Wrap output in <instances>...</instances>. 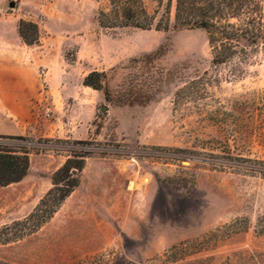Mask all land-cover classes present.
<instances>
[{"label": "rangeland", "instance_id": "obj_1", "mask_svg": "<svg viewBox=\"0 0 264 264\" xmlns=\"http://www.w3.org/2000/svg\"><path fill=\"white\" fill-rule=\"evenodd\" d=\"M144 1L150 28L118 23L108 0H0V77L6 57L23 65L44 45L74 93L69 110L54 109L47 89L64 84L41 66L37 121L0 133L27 136L31 151L27 175L0 185L11 238L0 264H264V45L214 63L204 28L174 26L175 0ZM170 1V26L157 28ZM21 19L37 23V42ZM93 70L102 89L83 82ZM77 154L78 185L34 228L52 201L27 217Z\"/></svg>", "mask_w": 264, "mask_h": 264}, {"label": "trees", "instance_id": "obj_2", "mask_svg": "<svg viewBox=\"0 0 264 264\" xmlns=\"http://www.w3.org/2000/svg\"><path fill=\"white\" fill-rule=\"evenodd\" d=\"M109 14L122 25H133L150 28L155 22V15L147 8L144 0H108ZM263 0H175L174 26L181 28H204L212 47L213 62L220 64L233 57L239 60L247 59L252 51L264 45V5ZM172 2L170 1L157 28H167L172 21ZM165 20V22H163ZM19 32L24 41L32 44L39 39L37 23L21 19ZM32 33V36L29 35ZM103 71L93 70L84 78V84L95 89H102ZM0 137L11 139L0 143V185H8L22 180L30 166L29 138L24 135L0 134ZM88 142H83V144ZM66 159L52 177L53 187L40 201V205L27 219L34 218L46 201H52V206L34 228L40 227L48 220L64 199L79 183L78 173L85 165L84 154H77ZM18 223V222H17ZM8 242L11 238H1ZM19 236L15 235L14 239Z\"/></svg>", "mask_w": 264, "mask_h": 264}, {"label": "crops", "instance_id": "obj_3", "mask_svg": "<svg viewBox=\"0 0 264 264\" xmlns=\"http://www.w3.org/2000/svg\"><path fill=\"white\" fill-rule=\"evenodd\" d=\"M18 41H21V38L16 32L15 44ZM43 47L44 45H38L36 48H29L26 51V63L23 65L11 57H6L3 61L6 72L0 77V133H19L23 131L22 123L29 124L37 121L40 111L39 101L42 99V83L39 78L41 66L49 68L47 75H49L50 83H55L56 78L60 77L64 84L61 93H58L52 86L47 89L46 95L49 96V100L51 99L50 102L54 105V109L69 110L66 100L74 93L65 89L67 76L64 73L67 70L63 69L60 64L57 66L52 58H48ZM73 106L79 111V116L69 121L71 126L81 124V116L84 113V109L81 112L80 100L76 101Z\"/></svg>", "mask_w": 264, "mask_h": 264}, {"label": "built area", "instance_id": "obj_4", "mask_svg": "<svg viewBox=\"0 0 264 264\" xmlns=\"http://www.w3.org/2000/svg\"><path fill=\"white\" fill-rule=\"evenodd\" d=\"M51 113V108L49 107V106H47L46 108H45V114L46 115H49Z\"/></svg>", "mask_w": 264, "mask_h": 264}, {"label": "water", "instance_id": "obj_5", "mask_svg": "<svg viewBox=\"0 0 264 264\" xmlns=\"http://www.w3.org/2000/svg\"><path fill=\"white\" fill-rule=\"evenodd\" d=\"M12 5H13V3H12ZM103 109H104V107H103Z\"/></svg>", "mask_w": 264, "mask_h": 264}]
</instances>
